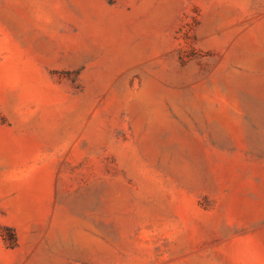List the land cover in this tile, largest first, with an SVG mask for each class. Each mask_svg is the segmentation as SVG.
Returning <instances> with one entry per match:
<instances>
[{
  "label": "rangeland",
  "instance_id": "rangeland-1",
  "mask_svg": "<svg viewBox=\"0 0 264 264\" xmlns=\"http://www.w3.org/2000/svg\"><path fill=\"white\" fill-rule=\"evenodd\" d=\"M0 264H264V0H0Z\"/></svg>",
  "mask_w": 264,
  "mask_h": 264
}]
</instances>
